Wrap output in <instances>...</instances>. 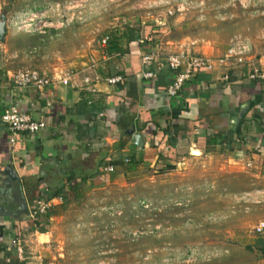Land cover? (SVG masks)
<instances>
[{
    "label": "crops",
    "instance_id": "1",
    "mask_svg": "<svg viewBox=\"0 0 264 264\" xmlns=\"http://www.w3.org/2000/svg\"><path fill=\"white\" fill-rule=\"evenodd\" d=\"M224 2L221 9L231 7L230 0ZM240 11L247 14L246 22L230 10L222 14L229 27H245L253 45L250 64L264 72V43L259 39L264 31V14ZM136 24L135 29L127 27L133 31L129 41L126 37L120 39L124 53L108 55L106 49L89 48V43L87 48L74 45L79 36L74 38V32L55 29L53 24L44 34L23 35L8 47L7 23L6 42L0 44V171L11 163L20 180L12 186L15 199L9 208L24 202L29 210L39 199L49 201L51 206L45 217L38 218L37 225L28 218L13 221L0 217V264L81 262L79 258H67L70 249L65 250L78 239L77 234H71L77 216L88 215L94 209L92 200H99V205L105 194L110 196V186L125 187L122 182L128 173L111 162H126L133 156L138 162L134 171L154 167L166 171L179 167L182 160H201L200 165L207 171L220 172L228 167V175L233 169H242L252 171L254 177L264 176V80H249L248 65L231 67L226 82L221 80L225 73L222 68L199 70L184 83L176 99L165 96L174 75L165 64L168 54L187 49L217 58L226 50L234 31L225 35L219 27H206L195 33L182 16L159 20L155 30L143 27V22ZM127 28L115 32L120 37ZM63 34V39L72 40L70 55L54 50L41 56L37 67L53 79V86L44 92L15 89L12 74L28 69L21 59H28L39 47H48L53 38L59 41ZM150 49L158 51L160 60L152 67L156 77L144 80L140 56ZM67 73L71 74L68 84H60L57 79ZM114 76H121L123 81L107 84L106 80ZM9 105H17L33 119L44 121L46 127L33 136L17 135L10 143L1 122L2 112ZM124 116L132 121L126 130L134 128L142 135L141 149L133 145L126 130L122 135L117 127ZM214 136H218L216 142L207 145L206 140ZM120 144L124 146L120 148ZM108 166L114 171L107 173ZM77 184L79 198L75 199L70 190ZM260 239V245L253 247L258 258H246L249 264H264L259 250L264 240ZM14 240L22 249L20 258ZM230 260L232 264L235 259Z\"/></svg>",
    "mask_w": 264,
    "mask_h": 264
},
{
    "label": "rangeland",
    "instance_id": "2",
    "mask_svg": "<svg viewBox=\"0 0 264 264\" xmlns=\"http://www.w3.org/2000/svg\"><path fill=\"white\" fill-rule=\"evenodd\" d=\"M163 1L0 0V13L5 12L10 23L16 18L14 26L8 22V47L23 35L35 34L34 26H25L30 18L36 22L41 15L54 23L55 29L71 30L74 38L79 36L74 45L87 48L90 44L89 48L98 51L102 48L99 41L115 30L128 25L135 29L136 21L155 30L159 20L174 17L167 15ZM192 1L191 9L176 15L183 17L191 31L219 27L225 35L234 31L231 37H248L245 27H229L222 14L230 10L246 22L247 14L237 7L221 9L225 0ZM201 2L203 6L197 7ZM72 15L80 20L71 22ZM62 36L65 34L59 41L49 40L42 50L38 46L28 59H21L23 66L38 70L40 57L54 50L70 55L72 40ZM200 163L182 160L179 167L166 171L154 167L127 172L122 182L125 187L110 186V196L105 194L99 205V200H92L94 209L77 216L71 234H77L78 239L72 247H65L70 249L67 258L82 260L77 264H231L230 258L237 260L232 264H249L246 258H258L253 247L262 240L253 229L264 221V176L254 177L252 171L242 169H233L228 175V167L220 171L226 174H220L205 170ZM77 251L79 256L75 257Z\"/></svg>",
    "mask_w": 264,
    "mask_h": 264
},
{
    "label": "built area",
    "instance_id": "3",
    "mask_svg": "<svg viewBox=\"0 0 264 264\" xmlns=\"http://www.w3.org/2000/svg\"><path fill=\"white\" fill-rule=\"evenodd\" d=\"M231 7H237L243 11H246L253 15H263L264 11V0H230ZM158 4H154L156 6ZM162 6L166 7L167 15L176 16L181 15L184 11H188L189 8L193 7L192 0H164ZM202 2L197 5V7H202ZM56 11V10H55ZM57 12V11H56ZM79 15V13H78ZM37 17V16H35ZM7 19V23L14 26V20ZM47 17L39 16L38 20L35 22L33 18L28 20L26 28L34 26L33 32L38 34H44L45 29L54 24L47 20ZM78 21L80 18L78 16H71L70 21ZM61 25L63 23L60 22ZM31 31V30H29ZM28 32V30L26 31ZM259 39L264 43V31L259 36ZM108 37H103L99 44L102 48H106ZM253 52V45L248 37L242 36L240 34L233 35L229 39L228 46L224 53L217 58H208L198 54H194L187 49H181L177 52L170 53L165 58L166 67L174 72L171 83L167 86L165 90V96L168 99H176L179 91L182 89L184 83L189 80L194 74L199 70H205L208 72L214 71L216 68H222L225 73L221 76V80L226 82L229 80L228 70L233 66H249V72L247 78L249 80H264V72H261L256 67L250 64ZM160 56L157 50L150 49L148 52L141 54L140 64L145 69L141 76L144 80H153L156 77L155 72L152 70L154 65L159 63ZM71 77L70 73L64 74L62 78H58L60 84L67 85ZM123 81L121 76H114L106 80L109 85H116ZM88 83V79L84 80ZM11 83L13 87L17 90L32 89L36 92H44L48 88L53 86V79L49 78L45 74H41L37 70L21 69L15 71L11 76ZM50 104L47 103V106ZM1 122L5 126L7 133L10 136V143L14 142L17 135H30L33 136L46 127L44 121L35 120L32 116L25 110L19 108L17 105H9L3 112L1 116ZM107 173L114 171L112 166L105 168ZM59 200H61L59 198ZM51 204L47 200H37L31 209L28 210V219L31 222H35L39 217L47 214ZM254 234L264 240V221H259L254 226ZM16 245V253L20 258L22 255V249L16 240L13 241Z\"/></svg>",
    "mask_w": 264,
    "mask_h": 264
},
{
    "label": "water",
    "instance_id": "4",
    "mask_svg": "<svg viewBox=\"0 0 264 264\" xmlns=\"http://www.w3.org/2000/svg\"><path fill=\"white\" fill-rule=\"evenodd\" d=\"M174 18V17H172ZM7 15L5 12L0 13V44H5L7 35ZM243 113L240 114V117ZM240 118L238 119V121ZM127 136L131 137L132 143L135 147L141 149L143 147V137L139 133H135L134 128L125 131ZM17 172L11 163H8L2 171H0V217H8L13 221L23 220L28 218V208L24 202L18 204L14 209L9 208L12 204L15 195L12 193V186L14 183H19ZM4 199L5 201H3ZM18 200H22L19 196Z\"/></svg>",
    "mask_w": 264,
    "mask_h": 264
},
{
    "label": "trees",
    "instance_id": "5",
    "mask_svg": "<svg viewBox=\"0 0 264 264\" xmlns=\"http://www.w3.org/2000/svg\"><path fill=\"white\" fill-rule=\"evenodd\" d=\"M132 30L131 29H129V28H127L126 29V34H124V35H121L120 37L117 35V33L115 32V34H110V35H107L108 36V40H107V44H106V53L108 54V55H110V54H122V53H124V49L122 48V46H121V43H120V39H122L123 37L125 38L126 37V39L129 41L131 38H132ZM33 47H35V46H33ZM32 47V48H33ZM31 49V48H30ZM3 112H4V110H3ZM3 112H2V114H3ZM2 116V115H1ZM124 118H125V120H124ZM131 119H126V116H124L123 117V119H121L119 122H118V124H117V127L119 128V130H120V132H121V134L122 135H124L123 133H124V131L129 127V125H131ZM239 128L240 127H237V129H236V133H238V131H239ZM79 130L80 129H77V131H78V134H80L79 133ZM218 136H214V138H210V139H208V140H206V144L207 145H209V144H214L215 142H216V138H217ZM126 138H128V137H126ZM124 146V144H120V148H122ZM111 164L112 165H121L122 166V168H123V170L125 171V172H130V171H134L136 168H137V165H138V162L134 159V157L133 156H130L128 159H127V161L125 162H123L122 160L120 161V162H111ZM75 188L74 189H71L70 191L71 192H73V194H74V198L75 199H78L79 198V196H77L76 195V192L80 189V184L78 185H75L74 186ZM46 216V214L44 215V216H42V217H45ZM38 219L37 220H35V225H37L38 224ZM259 250H260V253H261V256H263L264 257V243H262L261 244V247L259 248Z\"/></svg>",
    "mask_w": 264,
    "mask_h": 264
}]
</instances>
